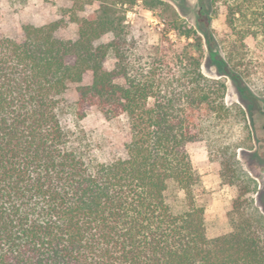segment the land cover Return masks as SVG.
<instances>
[{"label": "trees", "instance_id": "obj_1", "mask_svg": "<svg viewBox=\"0 0 264 264\" xmlns=\"http://www.w3.org/2000/svg\"><path fill=\"white\" fill-rule=\"evenodd\" d=\"M72 1L75 40L57 38L56 22L27 25L21 39L0 36V264H264V216L245 212L240 200L233 231L207 237L195 199L200 178L187 151L231 112L225 83L201 69L205 46L218 74L256 106L215 51L204 16L210 22L222 4L233 32L257 37L264 0H198L196 29L172 27L186 45L153 46L146 56L122 36L124 18L108 0ZM142 1L152 11L163 3ZM93 3L99 8L78 20L79 4ZM88 74L76 116L96 107L108 119L125 117L123 158L98 162L63 124L72 107L66 91ZM221 165L233 175L231 160ZM170 183L185 193L182 213L168 203Z\"/></svg>", "mask_w": 264, "mask_h": 264}, {"label": "rangeland", "instance_id": "obj_2", "mask_svg": "<svg viewBox=\"0 0 264 264\" xmlns=\"http://www.w3.org/2000/svg\"><path fill=\"white\" fill-rule=\"evenodd\" d=\"M124 1L108 0L116 10V16L124 18L122 36L136 43V53L146 56L147 53H154L153 46L169 47L168 42L181 48L187 40L178 37L172 27L178 24L196 29L198 0H159L163 3L153 11L142 0L134 4H125ZM80 6L75 12L78 20L99 8L98 3L86 4L78 10ZM75 8L72 0H0V36L21 39L23 28L27 25L43 26L56 22L59 25L55 32L57 38L75 40L79 31L78 22L72 19ZM203 23L212 32L215 51L236 74L244 95L254 96L256 104L252 110L250 103L244 102L233 80L218 74L217 68L207 59L208 49L205 46L201 69L208 77L225 83V103L231 109L223 125L208 135V140L187 146L200 178L195 199L205 210L206 235L212 239L233 231L236 200L241 201L245 212L264 216V34L241 39L228 26L226 9L222 4L218 6L217 15L210 22L205 15ZM109 39L110 36H107L100 42H108ZM113 65L114 60L109 59L105 67L111 69ZM91 82L92 76L88 74L81 84L69 86L65 98L72 107L63 124L67 130L81 135L83 144L98 162L123 158L128 140L125 117L108 119L96 107H88L83 119L76 116L78 87ZM223 158L231 160L232 176L228 171L223 172ZM167 199L175 213L185 210V193L177 184L170 183Z\"/></svg>", "mask_w": 264, "mask_h": 264}]
</instances>
